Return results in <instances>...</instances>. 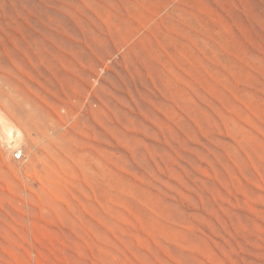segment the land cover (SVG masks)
I'll use <instances>...</instances> for the list:
<instances>
[{"label":"rangeland","instance_id":"1","mask_svg":"<svg viewBox=\"0 0 264 264\" xmlns=\"http://www.w3.org/2000/svg\"><path fill=\"white\" fill-rule=\"evenodd\" d=\"M0 116V264H264V0H0Z\"/></svg>","mask_w":264,"mask_h":264},{"label":"bare ground","instance_id":"2","mask_svg":"<svg viewBox=\"0 0 264 264\" xmlns=\"http://www.w3.org/2000/svg\"><path fill=\"white\" fill-rule=\"evenodd\" d=\"M1 117V116H0ZM57 123H58V121H57ZM2 124V123H1ZM3 126V125H2ZM5 131H6V135H7V141H8V144L10 143H12V142H15L17 139H19L20 140V137H21V132H20V130L19 129H17V128H15L13 125H7V126H5ZM53 133V132H52ZM56 133V132H55ZM53 135V134H52ZM52 135H50V137L51 138H53V136ZM48 136V135H47ZM57 136V135H56ZM49 137V138H50ZM51 138H50V142H51ZM55 138H57V137H55ZM52 139L53 140V142H54V145H56L55 147V149L54 148H52V147H48V148H46V149H48L49 150V152L48 153H50V155L49 156H51L57 163H58V165H61L60 164V162H59V160H58V158H60V154H61V152H60V150L61 151H64L63 149V143L60 141L59 142V140L58 139ZM18 141V140H17ZM6 143V142H5ZM9 144V145H10ZM11 146V145H10ZM51 169H52V171H54L56 168L55 167H53L52 166V164H51ZM83 172H85V171H83Z\"/></svg>","mask_w":264,"mask_h":264},{"label":"built area","instance_id":"3","mask_svg":"<svg viewBox=\"0 0 264 264\" xmlns=\"http://www.w3.org/2000/svg\"><path fill=\"white\" fill-rule=\"evenodd\" d=\"M23 157V149L21 147H15L13 149V158L21 159Z\"/></svg>","mask_w":264,"mask_h":264}]
</instances>
